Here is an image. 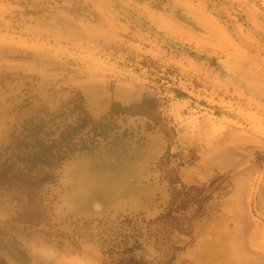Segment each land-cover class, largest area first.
Wrapping results in <instances>:
<instances>
[{
    "label": "rangeland",
    "instance_id": "1",
    "mask_svg": "<svg viewBox=\"0 0 264 264\" xmlns=\"http://www.w3.org/2000/svg\"><path fill=\"white\" fill-rule=\"evenodd\" d=\"M0 170V264H264V0H0Z\"/></svg>",
    "mask_w": 264,
    "mask_h": 264
},
{
    "label": "bare ground",
    "instance_id": "2",
    "mask_svg": "<svg viewBox=\"0 0 264 264\" xmlns=\"http://www.w3.org/2000/svg\"><path fill=\"white\" fill-rule=\"evenodd\" d=\"M86 163H81V165H77L74 170L76 174V178H78L81 183L82 189L76 193V201L82 200H95V199H108L109 196H117L120 185L116 183L117 179L112 182L106 180L105 177L95 176L93 173H89ZM112 185V188L110 185ZM105 186V187H104ZM109 186V187H107ZM78 198V200H77Z\"/></svg>",
    "mask_w": 264,
    "mask_h": 264
},
{
    "label": "trees",
    "instance_id": "3",
    "mask_svg": "<svg viewBox=\"0 0 264 264\" xmlns=\"http://www.w3.org/2000/svg\"><path fill=\"white\" fill-rule=\"evenodd\" d=\"M38 157H40V158L37 159V160H40V162H42V163H40V164L47 163L48 160H49V158H50V157L47 156L46 153H43L41 156H38ZM33 164L36 165V164H37L36 161H35V163H33ZM5 175H6V173H3V172L0 170V181H1V177H2V176H5ZM127 264H140V263L137 262L135 259H130V260L127 261Z\"/></svg>",
    "mask_w": 264,
    "mask_h": 264
}]
</instances>
